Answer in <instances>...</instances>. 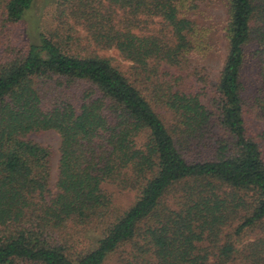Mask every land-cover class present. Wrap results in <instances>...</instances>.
<instances>
[{
	"label": "trees",
	"instance_id": "1",
	"mask_svg": "<svg viewBox=\"0 0 264 264\" xmlns=\"http://www.w3.org/2000/svg\"><path fill=\"white\" fill-rule=\"evenodd\" d=\"M203 1L0 0V264H264V0L212 94Z\"/></svg>",
	"mask_w": 264,
	"mask_h": 264
},
{
	"label": "rangeland",
	"instance_id": "2",
	"mask_svg": "<svg viewBox=\"0 0 264 264\" xmlns=\"http://www.w3.org/2000/svg\"><path fill=\"white\" fill-rule=\"evenodd\" d=\"M201 9L198 11L199 22L203 26H207L209 30L213 33L212 38L216 44V49L210 52L209 57L206 59L208 65L210 64L209 74L202 68H199L201 76H205L203 82L204 87H208V92L211 94L214 91V83L217 82L219 74L223 68L224 61L226 58V38L224 28L228 22V11L227 6L222 0H204L200 4ZM102 55H107L115 58L122 65H127L128 63L120 58L119 53L112 49L109 51H101ZM253 74L251 68L245 70L244 80L249 84V79ZM214 81V82H213ZM30 139L47 147L52 152L51 157V169H52V186L55 185L57 181L58 165L60 159V138L55 132H41L33 133L29 136ZM116 202L123 207H129L133 204L134 193L123 192L119 193L116 191L114 193ZM115 258L108 261L106 264H116Z\"/></svg>",
	"mask_w": 264,
	"mask_h": 264
}]
</instances>
